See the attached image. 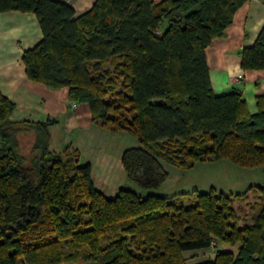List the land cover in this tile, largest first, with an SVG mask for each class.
I'll return each mask as SVG.
<instances>
[{"label": "trees", "instance_id": "obj_1", "mask_svg": "<svg viewBox=\"0 0 264 264\" xmlns=\"http://www.w3.org/2000/svg\"><path fill=\"white\" fill-rule=\"evenodd\" d=\"M245 1L95 0L75 16L61 0H0V12L36 15L42 38L22 55L28 79L67 88L100 127L115 132L126 118L137 146L122 151L120 165L154 191L168 178L164 165L178 161L264 173V96L250 113L240 91L215 94L205 54ZM240 56L243 70L264 69V25ZM13 110L0 92V264H190L185 251L217 243L236 249L194 264H264V185L211 187L188 202L127 188L108 197L88 162L52 153V120H13ZM22 132L33 134L28 155ZM251 191L253 203L235 207Z\"/></svg>", "mask_w": 264, "mask_h": 264}, {"label": "crops", "instance_id": "obj_2", "mask_svg": "<svg viewBox=\"0 0 264 264\" xmlns=\"http://www.w3.org/2000/svg\"><path fill=\"white\" fill-rule=\"evenodd\" d=\"M61 1L74 10L75 16L89 10L95 2ZM152 1L159 3L162 0ZM263 25L264 0H246L235 11L224 35L214 39L205 50L214 93L240 91L250 113L256 111V97L264 96V69L243 70L240 50L254 43ZM41 38L42 32L34 13L0 12V92L14 103L11 119L31 122L52 120L51 139L54 135L57 138V133L61 132L59 139L63 143L69 141L67 145L73 148L89 146L88 141L96 127L89 106L76 103V107H72L67 88L53 90L26 76L22 55Z\"/></svg>", "mask_w": 264, "mask_h": 264}, {"label": "rangeland", "instance_id": "obj_3", "mask_svg": "<svg viewBox=\"0 0 264 264\" xmlns=\"http://www.w3.org/2000/svg\"><path fill=\"white\" fill-rule=\"evenodd\" d=\"M110 69L112 68L110 67ZM120 88L119 81L116 92ZM108 97L107 95L105 98ZM109 117H113V114L110 113ZM125 119L121 116V121L117 123L119 128H116L115 132L114 127L111 125L100 127L95 124L96 127L92 133V138L88 141L90 145H84V147L80 145L81 148H73L67 145L69 141L63 143L59 139L61 132L60 134L57 133V138L54 135V138L51 139L50 150L52 153L60 155L62 159L70 158L74 160L76 158L78 164H84L89 161V164L92 166V180L95 188L108 197H113L120 188H127L141 195L158 193L172 198L174 201L188 202L193 200L197 191L205 192L211 187H214L217 191L241 193L250 185H264V173L261 167L242 168L225 160L216 162L196 161L189 167V160H187L185 166H181L178 163L179 161L164 165L168 171V178L158 190L151 191L139 188L127 178L119 162L124 149L137 146L136 141L128 132V128H125L127 127ZM18 138L22 153L28 155L33 143V134L22 132L18 135ZM253 201L254 192L251 191L245 198H239L235 202V207H239L245 211V204L251 205ZM246 211L247 216L253 214L250 210ZM218 248L236 249V247H231L227 244L217 243L215 248L210 247L202 250L185 251L183 256L188 263L194 264L205 260L209 255L213 257ZM79 263L80 261L77 262V264Z\"/></svg>", "mask_w": 264, "mask_h": 264}, {"label": "built area", "instance_id": "obj_4", "mask_svg": "<svg viewBox=\"0 0 264 264\" xmlns=\"http://www.w3.org/2000/svg\"><path fill=\"white\" fill-rule=\"evenodd\" d=\"M72 107H76V103H72Z\"/></svg>", "mask_w": 264, "mask_h": 264}]
</instances>
